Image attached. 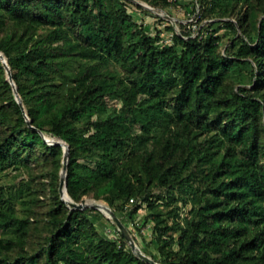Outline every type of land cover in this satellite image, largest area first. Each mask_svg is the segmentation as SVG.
Listing matches in <instances>:
<instances>
[{
	"label": "trees",
	"instance_id": "trees-1",
	"mask_svg": "<svg viewBox=\"0 0 264 264\" xmlns=\"http://www.w3.org/2000/svg\"><path fill=\"white\" fill-rule=\"evenodd\" d=\"M139 3L0 0V52L27 114L0 60V170L40 167L51 201L29 252L35 179L0 184V264H151L96 209L62 200L63 148L47 136L69 145L73 201L103 200L124 224L147 209L156 252H143L158 264H264V0H199L205 33L167 26L169 43L136 22L128 5L152 15Z\"/></svg>",
	"mask_w": 264,
	"mask_h": 264
},
{
	"label": "rangeland",
	"instance_id": "rangeland-1",
	"mask_svg": "<svg viewBox=\"0 0 264 264\" xmlns=\"http://www.w3.org/2000/svg\"><path fill=\"white\" fill-rule=\"evenodd\" d=\"M199 0H179L178 4H172L165 8L161 7H151L144 2H141L144 5H147L152 8V10L148 9L152 12V15L146 13L143 9L137 8L135 5H128L129 12L133 15L136 22L142 25L149 34L155 35L159 34L161 37L162 43H169L171 41L170 30H167V26H172L174 32L179 35L182 32L192 33L193 36L197 35L199 31L204 32L206 28L203 27L206 22H211L213 19H206L202 17V14L199 12L198 8ZM195 6V11L192 12L193 7ZM165 16H169L170 19ZM162 18L163 20L159 19ZM230 20H236L234 17L230 18ZM228 33V34H227ZM219 35H223L221 39L220 51L224 52L227 38L231 36L230 30L221 29L218 32ZM50 141H54L55 139L48 137ZM40 167H32L29 169L27 166L22 167L19 170H14L12 168H6L0 170V184L6 185L7 187H12L14 185L17 178L27 177L28 174H32L35 180H30V189L35 191V194L41 198V201L38 203V206L35 207V221H32V229L30 235L26 240V248L29 252H33L37 250L40 245L43 243V224L45 222L46 213L50 206V199L46 197L47 191L45 190L44 184L38 178L41 173ZM24 188V187H23ZM16 193L21 191L20 188H12ZM46 191V192H45ZM32 192V191H30ZM87 204H102L108 206L106 202L103 200H94L91 196H84L82 198ZM109 207V206H108ZM96 209L98 212L90 213V216L95 222H98V226L104 229V233L109 238H117V227H112L110 224H113L110 219L107 218L106 214H104L101 210ZM186 208L183 209L182 213L185 214ZM100 212V213H99ZM147 213V209L145 207L139 209L137 213L133 214L130 221L128 218L124 217L126 221V227L130 234L135 239L136 244L140 247L142 251L155 253L156 250L151 246L152 243V226L153 223L151 221H144V217ZM16 252H13L12 255H15Z\"/></svg>",
	"mask_w": 264,
	"mask_h": 264
},
{
	"label": "water",
	"instance_id": "water-1",
	"mask_svg": "<svg viewBox=\"0 0 264 264\" xmlns=\"http://www.w3.org/2000/svg\"><path fill=\"white\" fill-rule=\"evenodd\" d=\"M132 1L135 3H139L136 0H132ZM139 4H141L142 6L148 8L150 10H152V8L147 6V5H144L142 3H139ZM165 17L170 19L169 16H165ZM0 60L2 61V64L6 70L7 80L10 82V84L13 87L15 99H16L17 103L20 105V107L22 108L24 115L27 117L24 104L22 103V99L17 92L16 85H15L14 80H13L12 72L10 70V67L7 63L5 56L1 52H0ZM27 122L29 125H31L30 120L27 119ZM45 140L49 144H59L63 148V162H62L63 164H62V170H61V176H60V194H61L62 200L67 204V206L72 208V209H79V210H83V209L89 208V207L90 208H97V209L101 210L104 214H106L107 218L110 219L111 222L117 227L118 231L123 235V237L127 241L128 245L130 246L132 252H134V254L138 258H140L144 261L150 262L151 264H158L157 262H155L153 259H151L149 256H147L140 249V247L136 244L133 236L128 231L126 225L120 220V218L115 214L114 211H112V209L110 207L102 205V204H87L84 200H81L80 202H75L70 198V196L67 193V189H66L67 166H68V159H69V153H70L69 145L66 142H63L60 140L50 141L46 137H45Z\"/></svg>",
	"mask_w": 264,
	"mask_h": 264
}]
</instances>
